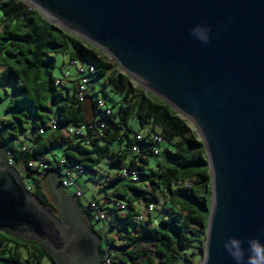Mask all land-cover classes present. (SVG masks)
I'll return each instance as SVG.
<instances>
[{
    "label": "water",
    "instance_id": "95a60500",
    "mask_svg": "<svg viewBox=\"0 0 264 264\" xmlns=\"http://www.w3.org/2000/svg\"><path fill=\"white\" fill-rule=\"evenodd\" d=\"M111 56L203 140L212 194L200 264L264 243V0H22ZM206 26L202 42L192 29ZM59 215L24 185L0 148V232L40 242L58 264H97L100 234L57 179ZM247 254V253H246Z\"/></svg>",
    "mask_w": 264,
    "mask_h": 264
},
{
    "label": "trees",
    "instance_id": "16d2710c",
    "mask_svg": "<svg viewBox=\"0 0 264 264\" xmlns=\"http://www.w3.org/2000/svg\"><path fill=\"white\" fill-rule=\"evenodd\" d=\"M56 55L92 62L97 70L90 84L97 77L103 78L101 91L109 87L120 95L116 110L102 97L112 109V114L104 117L99 111V118L107 123L103 134L88 135L92 137L89 148L79 143L69 145L64 156L80 161L87 172L104 157H109L114 164L119 162L118 171L124 166L140 171L138 182L119 172L115 175L117 180L122 178L133 183L131 189L139 196L136 202L124 198L123 194H110L128 202L123 205V217L113 207L115 217L110 220L111 227H117V237L123 241L119 245L121 263L200 264L197 255L205 245L212 181L206 148L196 128L168 103L139 86L102 50L51 23L22 0H0V91L9 99L6 111L11 112L9 118H0V147L6 157L10 154L11 166L23 171L24 178L33 186L29 191L51 212L57 213L58 206L50 200L44 187L43 171L29 168L28 162L45 155L47 144L63 139L64 130L52 129L50 134L41 135L39 129L48 126L51 119L66 126L99 118H86L83 107L86 100L81 102L74 95L75 80L61 87L55 85ZM64 63L67 61L61 63L60 69ZM0 99H3L1 92ZM97 99L92 101L95 109ZM28 131L38 135L34 143L21 138V132L25 137ZM139 132L159 134L164 147L158 148V153L154 152L153 145L133 153L131 147ZM96 135L107 143L98 144ZM16 141L27 144L31 150H21ZM115 141L125 147L112 149L110 143ZM149 154L161 157L155 168L148 167ZM128 155H131L128 162L121 160ZM150 204L155 208L157 205L156 222L151 217L154 212L147 214L143 222L128 217L129 212L135 216L137 210L147 211ZM85 215L90 224L86 212ZM115 221L126 224L132 221L133 229L118 226ZM115 240L113 236L109 238L112 245ZM0 264L58 262L40 242L0 232Z\"/></svg>",
    "mask_w": 264,
    "mask_h": 264
},
{
    "label": "built area",
    "instance_id": "2783aa9c",
    "mask_svg": "<svg viewBox=\"0 0 264 264\" xmlns=\"http://www.w3.org/2000/svg\"><path fill=\"white\" fill-rule=\"evenodd\" d=\"M27 4V3H26ZM29 9L34 8L30 4H28ZM68 66L75 67V73L72 74L69 71ZM61 75H59L55 80V85L57 87H61L69 84L71 80H75V97L84 102L87 99V95L89 93V85L90 79L92 75L96 72L97 68L92 62H80L78 59H70L67 63H64L61 66ZM96 106L98 111H102V115L109 116L112 114L111 107L107 104V102L98 98L96 101ZM107 128V123L104 118H99L95 120H86L84 122L78 124H69L66 126H61L58 124L56 119H51L48 126H42L39 129V134L46 135L50 134L52 129H63L64 137H68L74 135L78 137L80 140L88 139V135L98 134L102 135L103 131ZM63 137V138H64ZM162 138L159 134L151 133L146 134L143 132H139L135 135V142L133 143L131 150L133 153H139L141 150H146L148 147H153L155 153L159 152L157 145L161 143ZM16 145L21 150H31L30 146L27 144H22L20 141H16ZM156 145V147H155ZM5 160L9 165L12 164V158L8 153L7 157L5 156ZM28 167L33 170L39 171H48L53 170L57 173L58 179L60 180V184L67 191L68 188L72 190L70 194L74 195L77 199L78 204L82 210H84L91 220L101 221L103 223H107L115 217V212L112 216H110L105 210L104 206L106 203L111 202L113 207L116 209V213L123 217V205L124 203H128L122 199L111 196L110 194L106 195L101 200H97L95 198H90L87 200L86 205L82 202V197L85 196L84 191L79 186L76 176L82 175L87 172V168L77 160L69 159L65 156L60 157L56 161L49 160L45 155H40L34 159H31L28 162ZM123 177L128 178L132 181L138 182L140 180V171L137 169L129 168L128 166L122 167L118 171ZM157 209L153 208V211ZM153 211H141L137 210L134 216V220L136 222H143L146 219V215ZM104 230V229H103ZM119 232L117 230L116 234L113 236L116 240H120L118 236ZM109 238L107 237L102 240L101 243V257L97 264H118V261L121 260L120 252L115 251L114 245L109 242Z\"/></svg>",
    "mask_w": 264,
    "mask_h": 264
},
{
    "label": "crops",
    "instance_id": "0c3cea01",
    "mask_svg": "<svg viewBox=\"0 0 264 264\" xmlns=\"http://www.w3.org/2000/svg\"><path fill=\"white\" fill-rule=\"evenodd\" d=\"M60 61H61V63L66 61L65 57H63ZM103 81H104L103 78L97 77L90 84L89 96L87 97L85 103L83 104L86 118H99V117H101V113L97 109H95V107L93 106V102L92 101L95 100L96 98H102L101 96H99V92L101 91L102 87H104L103 86ZM98 83L101 86L100 88L97 86ZM94 93H97L96 98L93 96ZM26 134H27V136H25V137L23 136L21 138L24 139L27 143H34V139L38 136V135H36L34 133L31 134L30 131H28ZM91 138H88L86 140H80L78 137H76L74 135H71V136H68V137H64L63 139L57 138L53 142L47 144L46 150L44 151V154L51 161L57 160L60 157L64 156V153L66 152L67 147L69 145H73V144L79 143L80 145H84L85 147H88V148L91 147V143H90V141H92ZM94 139L100 145H104V144L107 143V141L105 139H103L102 137H99L98 135H96ZM56 145H58L60 147V149L62 150V153L60 155H57L54 152H52V148L55 147ZM124 147H125L124 144H120V147L117 148V149H114V150L123 149ZM130 156L131 155H128L125 159L121 158V160L125 161V162H128L129 159H130ZM101 160L96 166L88 169L87 173H89V175H90L89 177L90 178L94 177L92 175H96L97 176V180L99 179L100 186H101L100 191L102 190V191L105 192L104 196L102 198H104L106 196V193L117 195V196L123 194L124 198H129L132 201L136 202L137 198H139V196L134 194V192L131 189V185L133 183L128 181V180H126V179H122V178L117 180L116 177H115L116 173L118 172L117 165H118L119 162H115V164H114V162H112V160H110L109 169H107V168L100 167ZM42 178H43V180L44 179L48 180L49 184H51L50 181H52L53 179L59 180L57 173L55 171H53V170L43 171ZM76 179H77V182L79 184V181H78L79 180V176L78 175L76 176ZM103 180H104V182H103ZM82 184L83 183L80 182L79 186L81 187ZM113 209L114 208H113V205H112L111 202L106 203L105 206H104V210L110 216H112L114 214ZM128 214H129V216L128 215L127 216L130 217L131 219L134 217V214H132L130 212ZM151 217L154 218L155 214L154 215L152 214ZM111 218L114 219L113 216ZM115 222H116L115 224L118 225V226L119 225L120 226L125 225L128 229H130V230L133 229L132 221H131V224H126L125 222L123 223L122 221H118V222L115 221ZM107 223L111 227L110 221L107 222ZM112 228H115V231L117 232V227L116 226L112 227ZM116 232L113 235H115ZM121 241L122 240H120V242ZM100 243H102V240H100ZM114 244H115L114 245L115 251L120 252L121 250L117 248V247H119V244L118 245L116 243H114Z\"/></svg>",
    "mask_w": 264,
    "mask_h": 264
},
{
    "label": "rangeland",
    "instance_id": "374dc122",
    "mask_svg": "<svg viewBox=\"0 0 264 264\" xmlns=\"http://www.w3.org/2000/svg\"><path fill=\"white\" fill-rule=\"evenodd\" d=\"M62 58L63 57L61 55H56L55 74L58 75V76L61 75V70H60L61 61L60 60ZM65 59H66V61H68L67 57H65ZM68 68H69V71L72 74L75 73V67L74 66H68ZM97 86L99 88L101 87L99 83L97 84ZM8 90L10 92V89L9 88H8ZM0 92L3 95V99H0V118L1 119L2 118H6L7 119V118H9L11 116V112L10 111H6V107H7V104L9 102V99L5 96V93L3 91H0ZM93 96L96 98L97 93H94ZM99 96L103 97L108 102V104L113 108V110H116L117 109L118 102H119V99H120V95H118L116 93H113L110 90L109 87H107L104 91H100L99 92ZM31 134H33V132ZM131 134H133V132ZM20 135H21V137H23V132H21ZM164 145H165L164 143H160L157 147L158 148H163ZM110 146L113 149H117V148L120 147V144L115 141V142L110 143ZM52 152H54L57 155H60L62 153V150L60 149V147L58 145H56L55 147L52 148ZM110 160L111 159L109 157L102 158L100 167L109 169V162H110ZM148 160H149L148 167L149 168H155L157 166V163L161 161V157L159 155H156V154H149L148 155ZM17 171L19 172V174H20V176L22 178V181H23L24 185L26 186V188L28 189L30 187L31 189H33L32 188L33 186L31 184V182L27 178H24L23 171L20 170V169H18ZM78 176H79V180H78L79 181V185H80V182L83 183L81 185V188H82V190L85 193V196L81 198L83 204L86 205L87 200H89L90 198L91 199L92 198H95V199H100L101 200V198L104 196V193L105 192L102 191V190L100 191L101 186H100L99 179L97 180V176L96 175H92L94 177L93 178H90L89 177L90 175L87 172L85 174L78 175ZM103 182H104V180H103ZM43 183H44V187H45V189H46V191H47V193L49 195L50 200L56 203V199H55L54 193L52 191L51 185L49 184L48 180L44 179L43 180ZM67 192L68 193H71L72 190L70 188H68L67 189ZM159 207L160 206H158V208ZM153 212H154L153 213V215H154L156 213V211H153ZM158 219L159 218L157 216L156 219L154 220V222H156ZM90 224L93 227V229L100 234V237L103 240L106 238V236L107 237L114 236L113 234L116 232L115 231V228L110 227L109 224L106 223V222L103 223L101 221H95V220H92L91 219L90 220ZM115 243L117 245L118 244L120 245V244L123 243V241L120 242V240H115ZM117 248L121 250L120 247H117ZM203 255H204L203 249H199L198 250L197 258L202 261ZM118 264H122L121 261H118Z\"/></svg>",
    "mask_w": 264,
    "mask_h": 264
},
{
    "label": "clouds",
    "instance_id": "9594fccd",
    "mask_svg": "<svg viewBox=\"0 0 264 264\" xmlns=\"http://www.w3.org/2000/svg\"><path fill=\"white\" fill-rule=\"evenodd\" d=\"M192 31L202 42L208 41L209 30L206 26L195 25ZM225 248L235 264H264V243L257 238H250L245 248L239 238L233 237L225 242Z\"/></svg>",
    "mask_w": 264,
    "mask_h": 264
},
{
    "label": "bare ground",
    "instance_id": "6f19581e",
    "mask_svg": "<svg viewBox=\"0 0 264 264\" xmlns=\"http://www.w3.org/2000/svg\"><path fill=\"white\" fill-rule=\"evenodd\" d=\"M107 55V54H106ZM109 56V55H108ZM110 58H112L111 56H109ZM113 59V58H112ZM153 208H155L154 204H150L147 211H153Z\"/></svg>",
    "mask_w": 264,
    "mask_h": 264
},
{
    "label": "flooded vegetation",
    "instance_id": "af4514ba",
    "mask_svg": "<svg viewBox=\"0 0 264 264\" xmlns=\"http://www.w3.org/2000/svg\"><path fill=\"white\" fill-rule=\"evenodd\" d=\"M59 181V180H58ZM50 183H52V181H50ZM51 185V184H50ZM75 200H76V202H77V199L75 198ZM77 204H78V202H77ZM57 205V204H56ZM82 210V209H81ZM83 211V210H82ZM53 213V212H52ZM59 213H60V211H59V208H58V212L57 213H53V214H55V215H59ZM83 213H84V215H85V212L83 211ZM85 217H86V215H85Z\"/></svg>",
    "mask_w": 264,
    "mask_h": 264
}]
</instances>
